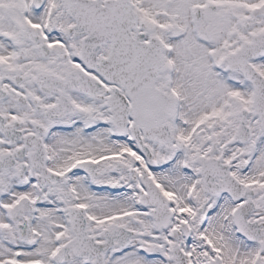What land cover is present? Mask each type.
<instances>
[{
  "label": "snow or ice",
  "instance_id": "obj_1",
  "mask_svg": "<svg viewBox=\"0 0 264 264\" xmlns=\"http://www.w3.org/2000/svg\"><path fill=\"white\" fill-rule=\"evenodd\" d=\"M0 264H264V0H0Z\"/></svg>",
  "mask_w": 264,
  "mask_h": 264
}]
</instances>
